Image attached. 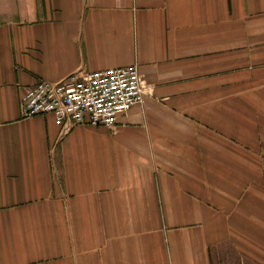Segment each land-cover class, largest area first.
<instances>
[{
  "label": "crops",
  "instance_id": "1",
  "mask_svg": "<svg viewBox=\"0 0 264 264\" xmlns=\"http://www.w3.org/2000/svg\"><path fill=\"white\" fill-rule=\"evenodd\" d=\"M132 65L111 128L20 114ZM0 264H264V0H0Z\"/></svg>",
  "mask_w": 264,
  "mask_h": 264
},
{
  "label": "built area",
  "instance_id": "2",
  "mask_svg": "<svg viewBox=\"0 0 264 264\" xmlns=\"http://www.w3.org/2000/svg\"><path fill=\"white\" fill-rule=\"evenodd\" d=\"M144 94L137 67L77 71L58 82L37 81L19 98L23 117L52 116L56 125L113 127Z\"/></svg>",
  "mask_w": 264,
  "mask_h": 264
}]
</instances>
